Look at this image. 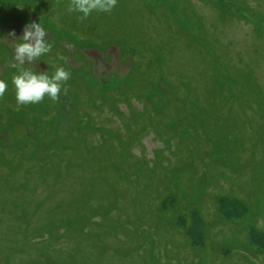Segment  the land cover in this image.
<instances>
[{
	"label": "rangeland",
	"instance_id": "rangeland-1",
	"mask_svg": "<svg viewBox=\"0 0 264 264\" xmlns=\"http://www.w3.org/2000/svg\"><path fill=\"white\" fill-rule=\"evenodd\" d=\"M69 3L70 0H0V79L8 84L0 100V264H197L203 259L206 260L204 264H264V250H260L264 249V207H259L256 212L263 215L249 218L245 206V203L250 206L249 199L261 197L264 200V103H256L255 94L252 96L246 91L244 95L242 92L243 88L252 84L256 89H264V0H118L111 13L93 12L83 22L77 18L81 14L67 10ZM32 21L42 23L47 32L46 41L53 44V48L50 53L25 67L35 73L46 72L49 76L57 67L71 72L68 94L62 91L59 102H53L46 96L38 104H17L12 77L18 74V70L10 65L15 63V44L22 41L12 39L10 33L14 30L19 38L24 26ZM140 50L155 59V64L152 73L149 68H137L136 72L141 71L144 75H134V82L145 83V89L141 92L147 93L156 90L162 79L160 87L177 91L176 95L173 93L171 96L173 105L179 103L186 93V85L193 87L209 77L210 72H217L221 83H225L224 77H227L237 84L227 97H217L204 110L194 109L201 120L202 112L208 111L206 121L209 125H204V122L197 124V135H191L188 144L179 145L181 151L176 149L173 153L169 166L182 168L175 176L169 169L160 168L158 172L152 169L156 177L153 190L148 187L150 180L141 177V172H136V169L141 170L146 158L153 160L152 148L163 146L167 141L177 146L175 143L179 138L173 139V136L176 132L185 134L181 130L189 128L187 123L179 121L177 128H172L169 119H163V114L154 112L153 108L159 105L154 99H147L150 114L146 118L138 115L131 124L127 123L130 124L129 128L108 103H104L100 110L86 106L93 103L91 100L94 98L100 102L99 97L105 92L116 94L113 92L117 85L131 77L132 60L139 64L148 60L146 56L140 59L136 54ZM198 61L201 64L196 66ZM140 68H144L143 64ZM159 71L161 74L169 73L160 79ZM240 73L250 79L246 83L237 81V74ZM73 94L78 96L74 97ZM203 94L200 95L201 100L205 98ZM229 94H234L232 101ZM243 101L249 102V106ZM46 103L49 108L45 106ZM25 108L27 119L22 114L26 112ZM129 109L132 110L131 107ZM210 110L220 117L212 116ZM230 110L236 111L226 118ZM38 111L45 114V123H41L42 132L50 129L47 122L59 113L64 118L63 127L67 122L71 123L76 113L73 122L90 116L96 119L97 125L111 130L119 127L118 133H122L117 139L105 136L109 152L106 149L102 153L105 157L113 153L115 159L116 154L118 157L122 154L128 158L127 161L122 162L114 172H102L100 176L106 177L102 181L111 184L114 191H121L123 197L126 195V203L131 206L125 203L121 214L117 211L109 213L112 225L95 229L94 234L99 235L91 240H82L80 245V239L74 235L53 241L54 234L42 224L45 220L41 222L44 218L60 217V209L53 208L55 204H69L73 197L83 193L71 191V188L80 189V185H77L78 174L83 178L88 175L85 176L86 173L80 171L75 162L67 163L74 157L70 150L67 151L71 153L69 157L63 153L58 158L47 156L43 149H38L39 156L31 155L32 146L37 141L30 135L35 127L32 115L38 114ZM188 113L186 118L192 121L194 115ZM166 114L175 115L177 112L169 107ZM223 125L225 127L222 129ZM135 127H139L136 131L139 137L136 139L132 135ZM219 127L222 131L225 129L223 132L231 130L232 141L224 150V159L212 162L211 155L215 149L209 137L221 134ZM77 134L88 141L100 140V134L92 128ZM107 134L110 133H103ZM28 135L33 139L32 144L24 140ZM55 137L51 130L46 140L52 142ZM224 140L225 137H222L218 143ZM128 142L132 146L129 156L134 154L135 157L122 153L120 146ZM96 152L101 153L99 149ZM209 152H212L211 155ZM160 156L163 157L162 154ZM141 158H144L142 162ZM75 160L79 162L77 158ZM85 164L95 169L92 161ZM107 164L109 161L102 159L98 166L100 170L103 167V171ZM254 168H259L253 176L258 180L248 181ZM221 171L226 180H223L224 188L218 189L217 180L213 178ZM210 181H214V184H209ZM24 182L27 188L24 191L30 192L32 187L35 191L31 195L27 193L30 198L27 201L22 200L20 189ZM175 182L189 190L181 191L186 197L189 195L193 200L198 198L200 204H196L195 208L203 210V215L196 211L188 218H178L177 230H170L169 233L174 243L168 242L169 238L161 229L162 224L159 235L143 238L135 234L134 241L133 235L119 229L118 232L123 231L124 242L121 246L111 233L112 228L116 227L115 219L124 222L132 214L133 206L146 205L147 191L163 189L178 192ZM50 192L52 197L57 196L52 199L53 202L46 199L44 204V200L40 201L44 209L39 211L37 200ZM219 195L223 197L219 199ZM225 195L233 197L226 198ZM175 201L174 197L168 198L162 208H171ZM215 201L220 212L236 223H214L212 227L209 226V207L212 209ZM49 202H52L50 206L47 205ZM30 215L33 219L28 224ZM254 220L261 231L252 229ZM151 223L158 224L153 220ZM134 226H138L139 230L144 228V235L153 231L152 226L151 229L148 227L147 219L140 218ZM187 240L191 242L190 247L185 245ZM211 241L221 245V254L218 255L216 247L212 248ZM179 242L184 246L178 245ZM253 245L257 246L251 255L257 259L256 263L248 256H241L242 250L245 252ZM215 256L216 260L212 261L211 258Z\"/></svg>",
	"mask_w": 264,
	"mask_h": 264
},
{
	"label": "trees",
	"instance_id": "trees-1",
	"mask_svg": "<svg viewBox=\"0 0 264 264\" xmlns=\"http://www.w3.org/2000/svg\"><path fill=\"white\" fill-rule=\"evenodd\" d=\"M123 44H126V43H123ZM136 54L140 57V59L142 57L146 56L148 58V60L145 62L142 61L143 63L140 62V64L138 62L132 60V62H131L132 63L131 77L125 83H123V84L120 83L119 85H117V87L114 90L115 92H113L116 94H111V93L105 92V93H103L102 97H99L100 102H97L96 99L94 98L93 100H91L94 104L88 103L86 106L87 107H93V108L95 107V109L100 110L101 106L104 103L105 104L108 103L111 110H113L114 113L117 114L118 117H122V119L126 123L125 126L129 128L131 122L135 121V119L138 117V115L146 118L150 114V108H149L150 105H148L147 99H154L155 102L159 104L156 109H154L151 105L154 112L156 114L160 113V115L163 114V119H167V120L169 119V124L172 128L176 129L177 128L176 124H178L179 121H180V123H183V122L187 123L186 126H188L189 128H185V129L181 130L185 134H177V132H176L175 136H173V139L179 138V141L177 140L178 143H175L177 146L170 144V142L167 141L164 143L163 146L152 148V154H153V158H152L153 160L152 161L148 160L147 158L145 160H144V158L140 159L141 162L144 160V163H142L141 170L139 168H137L136 172H141V175H142L141 177H145L146 179L150 180L148 187L150 188V190H153V189H155V184L153 183V181L156 180V177L154 175V170L152 171V169H155L157 172H158V169H160V168L161 169L162 168L169 169L172 172V175L175 176L177 174V172L182 168L181 167H174L173 168V167L169 166L171 156L176 151V149L180 150L178 148L179 145H181V144L187 145L188 144V141L190 140L189 138L191 135H193L194 133L197 135V133L195 131L198 128V126H196L197 124H199L200 122H204L203 123L204 125H206L207 123L209 125V122L206 121V115L207 114L209 115L208 111L202 112V115H201L202 120H201L197 117V115L199 113L197 114V111H195L194 109L204 110L207 107H209L210 102H213L217 97L220 99L227 97L228 92L232 88H234V87L236 88L237 84H235L236 82L234 83V82L230 81L227 77L226 78L224 77L225 83H221L219 81L218 76H217V72H214V73L210 72V74H209L210 78L209 77L205 78V80H202L201 82L197 83L193 87L190 85H186V87H185L186 93L183 95V97L180 98L179 103H176V105H173V103H172L173 98L171 96L173 95V93L176 95L177 91L175 89H173V90L170 89L169 91H167L165 88L160 87L161 82H162L161 76L168 75L169 72H167V74H163V73L161 74V72L159 71V76H160L161 82L160 81H159L160 83L158 82L160 86H158L156 90L154 89V90L149 91L147 93L141 92L142 89H145V88H143L145 83H143V82L135 83L134 82V75L135 76H143L144 73L141 71L136 72V70H137V68H139L138 70H143V69L149 68L150 72L152 73V68L155 64V62H153V61L155 59H152V57L148 56V54L146 52H142L141 50L136 52ZM141 64H143L144 68H140ZM200 64H201V61H198L196 66H199ZM207 73H209V70L207 71ZM237 75H238L237 81L241 80L242 83H246L250 79V77L242 75L241 73L237 74ZM238 84H239V82H238ZM252 86H253V84L250 85L249 87L246 86L245 88H243V90H242L243 94L246 91H247V93L251 94L252 96H253V94H255L256 100H257L256 103H258V104L264 103V89L262 87H259L256 89V86H254V87H252ZM118 90H120V92H117ZM201 93H204L203 96L205 98H203V100H201V96H200ZM77 94H73V96L77 97L78 95H80V94H78V95ZM240 96H241V94H240ZM191 99H193L194 101H191ZM232 99H234V94H229V100L232 101ZM253 100H255V98H253ZM139 101H141V103H139ZM240 102H242V100H240ZM243 104L249 106V102L245 103V101H243ZM45 106H47L49 108L48 104ZM189 106L190 107L192 106V109ZM130 107L135 112L130 110L129 109ZM169 107H173V109L175 108V111L177 112V114H175V115H172V114L164 115L165 111ZM178 107H180L179 110H178ZM25 109H26V112H23L22 114L25 117V119H27L28 118L27 108H25ZM235 111L236 110H234V111L230 110L227 113L226 118H228L233 112L235 113ZM188 112H190L194 115L193 116L194 119L192 121L189 119V117L186 118V115L189 114ZM257 112H259V111H257ZM210 113H212V116H213L214 112L212 110H210ZM75 115H76V113L74 114L73 119L70 120L71 123L69 124V122H67L68 124L63 127V126H61V124L63 123L64 118L62 117L63 115L61 113H59L51 121L47 122V124L50 126V129L47 128V130L45 132H42L41 130L43 129V127H41V123H45V118H44L45 114L42 112H39L38 114H33L32 120H33V123L35 124V127H34V132L31 131L32 134H30V135L33 136V138L37 140L35 145L32 146L31 155L39 156L38 155V149H43L44 155L57 156V158L60 156V153L65 154L66 157H69L71 155V153H73L74 157L72 158L71 161L68 160L67 163H74L75 162L76 164L75 163L74 164L80 168L79 170L86 173L85 176L88 175L87 178H83L80 174H78L76 172V174H78L77 175L78 176L77 177V185L78 186L80 185V189L79 190H73L75 188V187H73V188H71V191H84V192L78 196L73 197L71 199V201L69 202V204L64 203V202H60V204H55L56 206L53 208L54 209H60V217H58L56 219H51V217L46 218V219L45 218L41 219V222L45 220L42 224L50 231L51 234H54L55 238L53 239V241L56 242V241L62 240L64 238L72 237L74 235L75 237L80 239V241H78V243L80 245L81 244L80 242L82 240H88V239L91 240L92 238H95L99 235V234H96V235L94 234L95 229L103 228V227L106 228L109 226V224L112 225V223L110 222L109 215H108L109 213H111L112 211H117V213L121 214L122 211H124L123 207L126 203V195H125V197H123L121 191H114V189L111 187V184H108V183L105 184V182L102 181L104 178L106 179V177L101 178V176H102V172H104V173H106L107 171H109V172L113 171L114 172L115 169L117 167H121L120 164L122 162L127 161L128 158L126 156H122V154L120 155L121 157H118V154H116L117 159H115L113 157V155H114L113 153H111L108 157H105L102 153L106 149L109 152V150H108V148H109L108 139L106 140L105 136H109V137H113V138L117 139V137H120L122 135V133H120V131L118 133L119 127L113 128L112 130L111 129H105V128H103L102 125H97L96 119L94 117H90V116H88L86 118L83 117V119H79V120L73 122ZM216 116L220 117V115H215V117ZM67 121H69V120H67ZM19 123H21V122H19ZM127 123H130V124H127ZM224 127L225 126L223 125L222 129ZM91 128L93 131L100 134V136H99L100 140L88 141V140H85L84 137L81 138L80 136H78L77 132L78 133H82V131L87 132V130L91 129ZM190 128H192V129H190ZM51 130H52V134H54L56 137L52 142H48L46 140V138H48L50 136ZM137 130H139V127H135L134 129H132V135L135 136V139L139 137L137 135L139 132H136ZM220 130H221V128H220ZM212 131L214 132V130H212ZM223 131L218 136L210 135V137H209V142L212 143V146L215 149V153L213 155H211L212 152H209V154L213 157V160L211 159L212 162L214 160H215L214 162H217L219 160L224 159L223 154L226 152L224 150L226 149V147H228L229 141L230 140L232 141V137L230 136L231 130L225 131V132H223ZM104 132H108L110 134L103 135ZM205 132H207V131H205ZM15 133H16V131H15ZM30 135H28V138L25 137L24 140L26 142H28L29 144H32L33 139L30 137ZM222 137H225V140L223 142L218 143V141L221 140ZM25 141H24V144H26ZM53 143H55L56 145L54 146ZM232 146H234V144H232ZM120 147L122 148V153L128 154V157H135L134 154H131L129 156V153H132V151L130 150L132 148V146L130 147L129 142L122 144V146H120ZM2 148H5V147L3 146ZM101 148L103 149L102 151H101ZM97 149L100 150V152H101L100 154L98 152H96ZM68 150H70L71 153H67ZM231 151H232V149H231ZM160 154H162L163 157L160 156ZM102 155L104 157H102ZM40 158L43 159V157H40ZM75 158H77L79 160V162H77L75 160ZM102 159L109 161V164H107V168L103 171H101L103 167L100 170V167L98 166V163L101 162ZM87 161H90V162L92 161L93 163H95V169L94 170H93V166H88L87 164H85V162H87ZM210 165H211V161H209V166ZM206 166H208V164H206ZM258 169L259 168H257V170H256V168H254V170L251 173L248 181L251 179L252 180H258V178L253 177L256 174V172L258 171ZM213 179H214V181L217 180L218 189L224 188L223 186H225V184H224L223 180H226V176H224V173L222 171L220 173H218L217 175H215ZM214 181H212V182L210 181L209 184H214ZM174 184H175L178 192L164 191L163 189L157 190V191H147L148 203L146 205L141 204V205L133 206L132 214L128 215V217L124 220V222L123 221L120 222L119 220L117 221L115 219L116 223L114 224V226H116V227L112 228L113 230L111 231V233H114L115 239L119 241L121 246L123 245V242H124L123 231H122V233H120V232H118L119 229L125 230L130 235H133L132 241H134L135 240V234H138V235L142 236L143 238L146 237L147 235L150 236L151 238H153L152 235L153 236L159 235L160 224H162L161 229L164 231L165 236L169 238L168 242L170 243L173 240H170L171 235L169 233L171 232L170 230H177L176 224H177L178 218H181V217H187L188 218L189 215H192V213L196 212V211L201 212V215H203V210L195 208L196 204H200V201L198 200V198H197V200H193V197H190L189 195H188V197H186L184 195V193L181 191H189V190L188 189L185 190L180 184H177L176 182ZM205 187H207L206 184H205ZM32 188L31 189L29 188L30 192L24 191L25 189H27L26 184H25V182L21 184L20 189H21L23 201L30 200V198H28V196H27V193L31 195L33 192H35V191H33ZM254 190L255 191H261L259 189H254ZM51 193L52 192H50L48 195L43 196L41 199L37 200L38 206H39V208H38L39 211L44 209V207L41 206L40 201L44 200V204H45L46 199L52 201V199L57 196V195H54L52 197ZM69 193H70V195L72 194V192H69ZM171 197L176 198L175 205L171 206V208H170V206L167 207L166 209L162 208L163 202L166 201L168 198H171ZM218 197L220 199L223 196L219 195ZM225 197L226 198H229V197L232 198L233 196L225 195ZM122 201L124 203H122ZM52 202L47 203V205L50 206L52 204ZM184 202L186 204H184ZM248 202H249L250 206H248L245 203V206L247 208V217L253 218V216L254 217L259 216L257 214L263 215L262 213H256L258 211L259 207H264L263 198L256 197L255 199H249ZM126 204L129 205L128 203H126ZM152 204H154L155 206L153 207ZM129 206H131V205H129ZM217 206H218V203L215 201L214 207L212 209H210V207H209V224H210L209 226L212 227V225H214V223L218 224V223L235 222L232 218H228V217L224 216L220 212V210ZM48 209H50V208H48ZM185 210L187 211V213H185ZM146 211H148V212L146 214H144V212H146ZM126 214H129V213H126ZM140 218L144 219L145 221H146V219L148 220V227L151 229V226H152V229H151V230H153L152 232H149V234L147 233L144 235V233H145L144 228L139 230L138 226H134V224H136ZM29 219L30 220H29L28 224H30L32 219H33L32 215L29 216ZM103 220H105L106 222L103 223ZM152 220H153V222H156V223L158 222V224L151 223ZM107 222H108V224H107ZM125 222H126V225L124 224ZM255 223H256L255 220H254L253 224L251 223L252 227H253L252 229L254 231H257L259 228L255 226ZM153 227H155V228H153ZM115 229H118V230L114 231ZM262 232L264 234V230ZM78 235H80V237ZM100 235H101V232H100ZM173 243H174V241H173ZM189 243H191V242L189 240H187L185 245H188L190 247ZM177 244L184 246L183 243H181V242H179ZM210 244L212 245V248L216 247L218 255L221 254L220 249H219V247L221 245H218V243L216 241H211ZM235 245L236 244H233V246H235ZM256 248H257V246L253 245V247H251V249H249L245 252H243V250H242L241 256L244 258H246V256H248L249 259L251 258L253 260V262L256 263L257 259L251 256ZM147 250L145 252H148ZM164 250L165 249H163L162 253L164 252ZM260 250L263 251L264 249H260ZM116 251L121 252L120 249H118V248H116ZM142 252H144V250ZM52 254H56V252H52ZM43 256H46V255H43ZM228 257L232 258L233 256H228ZM216 258L217 257L215 256V257H212L211 259L213 261V260H216ZM157 261H159V259H157ZM204 263H206L205 259L197 262V264H204ZM220 264H225V263H220Z\"/></svg>",
	"mask_w": 264,
	"mask_h": 264
},
{
	"label": "clouds",
	"instance_id": "clouds-1",
	"mask_svg": "<svg viewBox=\"0 0 264 264\" xmlns=\"http://www.w3.org/2000/svg\"><path fill=\"white\" fill-rule=\"evenodd\" d=\"M117 3L118 0H70L67 10L70 13L81 14L77 18L83 22L93 12L111 13ZM10 36L14 40L22 41L15 44V63L10 65L18 70V74L12 77L17 104L24 106L38 104L43 102L46 96L53 102H59L62 91L63 94H68L71 72L64 67H57L55 72L49 76L46 72L35 73L25 67L26 64L30 65L52 51L53 44L46 41L47 32L42 23L32 21L24 26L22 36L17 38L14 30ZM7 88V82L0 79V100L3 99Z\"/></svg>",
	"mask_w": 264,
	"mask_h": 264
}]
</instances>
